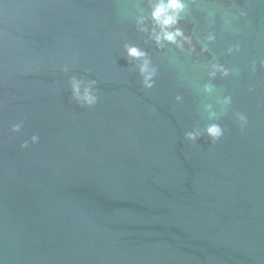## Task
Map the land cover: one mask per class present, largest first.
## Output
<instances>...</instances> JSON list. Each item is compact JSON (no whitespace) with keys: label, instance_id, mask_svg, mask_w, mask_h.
<instances>
[{"label":"water","instance_id":"1","mask_svg":"<svg viewBox=\"0 0 264 264\" xmlns=\"http://www.w3.org/2000/svg\"><path fill=\"white\" fill-rule=\"evenodd\" d=\"M186 2L0 0V264H264V0Z\"/></svg>","mask_w":264,"mask_h":264},{"label":"clouds","instance_id":"2","mask_svg":"<svg viewBox=\"0 0 264 264\" xmlns=\"http://www.w3.org/2000/svg\"><path fill=\"white\" fill-rule=\"evenodd\" d=\"M149 3L151 6L150 16L140 17L137 22L139 31L149 32V27L145 22L150 20V38L155 41L158 48L164 47L165 43L175 44L181 49L185 43L191 45V37L185 36L183 30L178 27L182 18V13H184L188 7L186 0H149ZM207 39L211 41L214 37L209 35ZM125 49L130 58L142 61L139 65V71L143 76L145 86L151 87V82L156 74V69L152 67L148 54L142 49L132 45L126 44ZM192 50L194 49L190 48V51ZM201 50L204 51L206 49L202 48ZM217 72H219L222 76H226L228 74L227 70H225L222 66L213 65V71L210 73V77L214 78ZM82 83L83 81L77 80L75 77L72 78L71 86L73 97L78 102L92 106L97 101V97L92 90V85L95 84V81L89 82V84L84 87L83 93H81ZM205 91H211V88L209 86H205ZM230 102V97H225L222 101L224 104H229ZM210 115L214 116L215 114L211 113ZM239 120L241 121V127L243 128L247 123L246 118L243 115H239ZM13 130H19V125H15ZM206 132L213 140H217L223 135V129L218 124H210L207 127ZM197 135H199L198 132H189L186 134L187 138L190 140L196 139ZM32 140L33 142H36L37 137H32ZM22 146H26V144Z\"/></svg>","mask_w":264,"mask_h":264}]
</instances>
